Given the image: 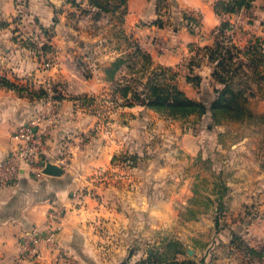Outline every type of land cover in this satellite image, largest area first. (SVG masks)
<instances>
[{
  "label": "crops",
  "instance_id": "obj_1",
  "mask_svg": "<svg viewBox=\"0 0 264 264\" xmlns=\"http://www.w3.org/2000/svg\"><path fill=\"white\" fill-rule=\"evenodd\" d=\"M88 1L28 0L29 16L52 31L46 51L55 63L44 69L16 36L15 0H0V159L16 143V126L53 97L56 117L43 155L62 168L60 175L38 174L22 164L14 181L0 184V264H200L216 235L220 248L208 264H264V127L234 136L237 122L228 120L194 130L175 123L171 131L157 110L118 90L137 73L149 78L151 68L185 67L213 80L209 52L223 20L215 4L227 0H102L106 10L87 11ZM249 2L232 29L238 56L244 54L238 60L264 35V0ZM183 16L199 27L189 29ZM151 132L167 136L165 154L173 155L152 170L144 152ZM131 149L140 151L139 171L122 164L121 151ZM185 153L195 165L189 174L179 171L184 159L175 160ZM202 159L210 171L198 168ZM199 196L208 203L203 208L193 203ZM53 211L54 245L42 238L39 256L19 257V239L46 227Z\"/></svg>",
  "mask_w": 264,
  "mask_h": 264
},
{
  "label": "rangeland",
  "instance_id": "obj_2",
  "mask_svg": "<svg viewBox=\"0 0 264 264\" xmlns=\"http://www.w3.org/2000/svg\"><path fill=\"white\" fill-rule=\"evenodd\" d=\"M217 40H219V43H215L213 47L214 50L212 49V56L222 60V63L215 66L217 76L213 78V80L210 79L208 80V82H206V80H203L201 78H191L194 73L187 70V68L185 67H180L173 70H156L154 68H151L148 71L150 78H143L142 73H137L136 77L138 78H131L126 82L123 81L122 83H120L119 89L126 90L127 93H131V98H135L136 95L140 96L141 94L150 92L151 86H156L158 88L157 91L161 95H166L167 97H169V100H171L170 102L173 103V101H175V98H178V96L180 95L179 92L183 93V95L193 100H198L200 97H202V95L203 98L212 99L218 94V92L214 90L216 88L220 90L224 85L227 84L228 87L225 88L227 90L226 95L228 96V98L234 97V99L232 100L233 102H230L229 100L230 106H223L219 109H216L212 114H205L208 111L200 114L199 111L196 110L194 113L181 115L180 110L174 105L159 108V111H157L163 116L164 124H166V129L174 131L175 123L179 126H182L183 130H194L196 128L205 129L207 123L215 125L218 123H227L228 120H234L235 122H237V127H233L235 129L234 136L242 132L244 133L250 131L252 129L251 125H257L256 127L260 128L256 129L261 130L264 127V98L258 99L254 98L253 96L255 94L264 96V53L260 55L262 57H259V55L257 54L253 55L252 53L250 56H247L245 60H238V58H240L241 56H243L244 58V54L242 55L241 53L238 56V52L240 53L241 51L235 48V44H233V37L230 40L227 38L221 39V37L219 36ZM250 43L251 44H249V46H251L252 44L260 43V45L263 47L262 51H264V35L263 37H261V39L252 40L250 41ZM136 64H140V61H136ZM138 68L140 69L139 66ZM185 81L191 82L193 84L192 87H186ZM196 94L198 96L197 98H195ZM106 121L107 120H105V122ZM238 122H241V124H239ZM155 129H158L156 125ZM159 134L151 132L147 140L144 141L145 144L148 145L147 149H145L144 151L145 155L147 156L146 158L149 161H153V163H150V170L155 168L158 163L161 164L164 162V160L166 161V157L170 158L171 160L173 158V155H170L169 157V155L165 154L169 149V141H166L167 136H160ZM218 134L220 139L223 138L229 140L234 137L232 134H222L221 132H218ZM134 152H136L135 149H131V152L129 150L128 153H124V151H121V155L123 156ZM179 159H184L181 161V163L184 164L183 166H178L180 161L176 164L179 167V171L182 170V173L189 174L191 169L194 168L195 165L191 164L188 154L185 153L175 157V160ZM156 161L158 163H156ZM200 161L198 163V168L203 172L210 171V164L207 162V160L202 159ZM122 164L127 165L125 163V160ZM140 165L141 163H134L131 165L128 163L127 166L138 170L136 168L140 167ZM171 183L172 181L167 182L163 189H165L166 191L171 190L173 187V184ZM193 203L197 206V208H203V205L206 206V204H208L205 203L204 198H202L201 196L195 199ZM218 247L219 239L216 235L214 239L211 240V242L207 245L204 254V258L206 257V260L204 261V263L200 264L210 263L211 259L217 255L220 248ZM237 249L238 245L236 246V251L232 253H236ZM228 254L230 253L228 252ZM256 256H258V253L249 254V257L252 260L256 259L257 261H260V259H258ZM183 263L189 264L185 262Z\"/></svg>",
  "mask_w": 264,
  "mask_h": 264
},
{
  "label": "built area",
  "instance_id": "obj_3",
  "mask_svg": "<svg viewBox=\"0 0 264 264\" xmlns=\"http://www.w3.org/2000/svg\"><path fill=\"white\" fill-rule=\"evenodd\" d=\"M231 14L223 13L221 17L228 21L230 26L225 30V37L230 39L232 29L237 27L243 17V8L231 20ZM13 23L16 27V36L27 44H34V52L39 59L42 68L47 69L54 65L55 59L52 51H46L52 39V31L49 30L48 36L41 25L32 22L28 12V0H15V15ZM227 32V34H226ZM226 39V38H225ZM57 86V85H54ZM59 91L65 90L63 86H58ZM47 90L56 91L55 89ZM57 110V101L53 97L48 98L47 108L41 110L38 114L28 117L18 124L12 133L13 139L16 140L4 158L0 159V184L5 185L14 181L22 164L33 167L38 174H42V169L47 163L43 155V147L47 138L50 126L55 121ZM58 211L50 212L48 215L46 227L42 229H34L19 239V257L39 256L38 243L43 238L49 244L54 245L56 239V231L58 227H54L52 221L56 218Z\"/></svg>",
  "mask_w": 264,
  "mask_h": 264
},
{
  "label": "trees",
  "instance_id": "obj_4",
  "mask_svg": "<svg viewBox=\"0 0 264 264\" xmlns=\"http://www.w3.org/2000/svg\"><path fill=\"white\" fill-rule=\"evenodd\" d=\"M69 1L72 5H75L78 7L80 6V4H82V0H69ZM88 4L89 5H87V11L90 10L92 6H94V7L97 6V7H100L101 9L103 8V10H106V9H104V6H102V5H106L102 2V0H90V2L88 1ZM241 8H243V14H244V12H246V10L248 8H250L249 0H227V1L215 4V10L220 15L223 13H227V14L234 13V14H236V13H238V11ZM30 19L32 20V22L38 23V21L34 17H30ZM180 21H181V23H184L191 30H195L199 27V23L197 22V20L192 18V17H189V16H183ZM229 26H230V24L228 21L222 20L221 24L218 28V37L220 36L221 39L227 38V37H225V30L228 29ZM43 29H44V32L48 36L51 35L48 28L43 27ZM215 42L217 44V43H219V40H216ZM27 45L35 50L34 44H32L31 42H27ZM46 48H47V46H46ZM262 49H263V47L260 45V43L259 44L257 43V44H252L251 46H248L246 48V50H247L246 52L247 53L249 52L252 54V53H255L257 51H261ZM213 50L210 51V57L212 58V60L214 59V61L216 63L215 66H216L217 64H221L222 60L212 56ZM216 76H217V72L214 69L213 77L215 78ZM149 78H150V76H149ZM191 78H199V76L193 75ZM226 87H228L227 84L224 85L220 90L218 88H216L214 91H217L218 94H217V96H215L212 99L203 98V95H202V97H200L198 100H193V99L188 98L185 95H183V93L179 92L180 95L178 96V98H175V101H173V103H171L170 102L171 100H169V97H167L166 95H161L157 91L158 88L156 86H151L150 92H146L145 94H141L140 96L136 95L135 96L136 99L134 97H132L131 99L133 101H137V103L143 104V105H145L149 108H153L155 110H158L161 107H168L170 105H174L175 107H177L180 110L181 115H186L188 113L189 114L194 113L196 110L199 111L200 114L205 113L207 111H211L212 113H214L216 109H219L223 106H230V102H233L232 100L234 99V97L228 98V96L226 95V93H227V90L225 89ZM118 90L123 95L127 94L126 90H123V89L120 90L119 88H118ZM47 91L44 89L38 90V92H39L38 96L44 98L48 93ZM54 96L59 97L58 94L57 95L54 94ZM229 100H230V102H229ZM126 101L124 102V105H129V103L130 104L134 103V102L129 101V100H126ZM134 153H131L132 155L127 154L125 159H124L125 162L127 161V163H129L130 165L137 163L138 160L140 159L139 158L140 152L138 150H136V152H134ZM234 250H235V246L232 245L230 248V252L232 253V252H234ZM250 251L253 252L252 249H250ZM141 264H147V262L144 261Z\"/></svg>",
  "mask_w": 264,
  "mask_h": 264
},
{
  "label": "water",
  "instance_id": "obj_5",
  "mask_svg": "<svg viewBox=\"0 0 264 264\" xmlns=\"http://www.w3.org/2000/svg\"><path fill=\"white\" fill-rule=\"evenodd\" d=\"M42 172L49 175H60L62 173V168L57 164L47 162L44 165Z\"/></svg>",
  "mask_w": 264,
  "mask_h": 264
}]
</instances>
